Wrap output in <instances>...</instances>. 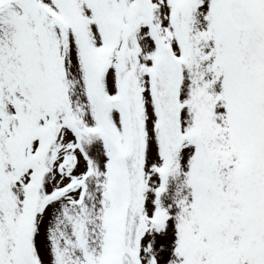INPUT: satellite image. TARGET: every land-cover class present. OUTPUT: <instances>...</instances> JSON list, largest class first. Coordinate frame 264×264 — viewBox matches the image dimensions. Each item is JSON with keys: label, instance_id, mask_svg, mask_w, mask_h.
I'll list each match as a JSON object with an SVG mask.
<instances>
[{"label": "snow or ice", "instance_id": "1", "mask_svg": "<svg viewBox=\"0 0 264 264\" xmlns=\"http://www.w3.org/2000/svg\"><path fill=\"white\" fill-rule=\"evenodd\" d=\"M0 264H264V0H0Z\"/></svg>", "mask_w": 264, "mask_h": 264}]
</instances>
